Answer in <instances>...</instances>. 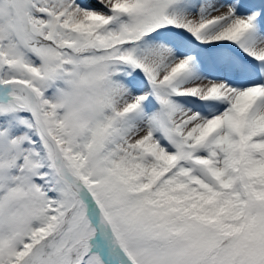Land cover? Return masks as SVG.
I'll return each instance as SVG.
<instances>
[{"label": "snow or ice", "instance_id": "obj_1", "mask_svg": "<svg viewBox=\"0 0 264 264\" xmlns=\"http://www.w3.org/2000/svg\"><path fill=\"white\" fill-rule=\"evenodd\" d=\"M0 264H264V0H0Z\"/></svg>", "mask_w": 264, "mask_h": 264}]
</instances>
